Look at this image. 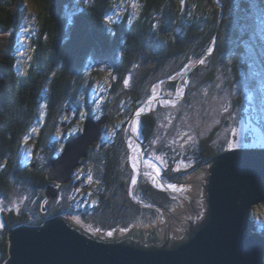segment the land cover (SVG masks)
<instances>
[{"label": "trees", "instance_id": "trees-1", "mask_svg": "<svg viewBox=\"0 0 264 264\" xmlns=\"http://www.w3.org/2000/svg\"><path fill=\"white\" fill-rule=\"evenodd\" d=\"M23 2L0 0V224L3 225L0 264L8 261L10 233L19 227H39L57 217L79 214L88 227L113 231L119 237L148 216L153 219L161 217L158 214L164 215L163 210L140 206L132 198V192L142 204L159 205L174 212L180 206L179 194L160 190L158 182L156 186L143 176L136 185L132 182L134 172L127 158L130 120L158 84L161 83L164 95L173 98L184 85L185 71L194 67L214 43L215 52L189 76L187 95L180 102L183 116L203 106L201 100L205 96L226 98L238 90L243 92L247 83L256 90L259 76L254 78L252 67L258 61L264 65V38L258 35L264 25V0H138L140 12L136 16L130 12L121 14L123 19L112 25L103 19L115 9L117 0H93L81 9L74 0H33L37 13L42 14L41 37L35 42L29 74L19 78L12 69L9 42L14 39L16 44L20 35ZM255 36H259L256 43ZM251 47H258V61L250 54ZM103 73L107 77L105 83L110 84L107 90L110 100L103 105L100 115L108 116V120L102 127L104 137L81 160L79 169L85 165L91 167L84 175L88 184L81 183L78 188L62 185L59 195L50 200L46 190L50 185L57 186L49 179L50 160L57 145L44 150V144L55 134L61 114L71 109L70 103L79 109V121H71L69 129L81 132L85 121L80 116L85 111L79 106L78 98L89 99L93 77ZM125 80L131 81L130 87L125 85ZM44 92L49 100V118L35 151L43 149L45 159L38 160L35 153L34 163L26 165L22 142L35 124ZM242 102L239 94L233 108L240 109ZM85 110L86 115H93L91 107ZM243 119L247 127L238 132L239 146L233 149L216 145L222 126L186 150L180 144L179 148L156 146L158 119L154 114L142 118L141 130L145 144L150 146V156L155 157L148 155L149 159L163 168V182L182 185L190 174L218 155L249 148L264 149L263 125L255 123L249 115ZM110 125L113 130L108 136ZM180 160L185 164H180ZM89 175L91 181L95 177L97 181L89 184ZM28 187L32 192L25 205L12 206L17 195L21 197ZM80 191L88 195L81 198L84 205L76 204L77 199L74 201L81 195ZM61 193L68 196L63 195L62 200ZM262 206L264 202L258 208ZM254 219L257 224L250 233L264 234V223H259L258 217Z\"/></svg>", "mask_w": 264, "mask_h": 264}, {"label": "water", "instance_id": "water-1", "mask_svg": "<svg viewBox=\"0 0 264 264\" xmlns=\"http://www.w3.org/2000/svg\"><path fill=\"white\" fill-rule=\"evenodd\" d=\"M215 49L216 43L201 60ZM199 65L188 71L184 95L177 100L186 96L189 76ZM147 109L144 113L151 111ZM136 118L141 114L136 113ZM107 120L105 117L95 122L89 118L84 133L67 143L61 158L52 160L49 179L57 186H48L50 200L58 196L59 186L69 183L89 147L101 139ZM140 174L150 179L145 172ZM158 177L159 185H154L160 190L183 197L180 208L173 213L159 205L142 204L136 197L134 201L142 207L163 210L169 217L164 222L134 227L127 235L112 240L88 234L64 216L39 227H19L10 233V257L5 264H264V234L250 233L257 224L253 208L264 202V149L216 156L192 173L187 197L168 188Z\"/></svg>", "mask_w": 264, "mask_h": 264}, {"label": "rangeland", "instance_id": "rangeland-1", "mask_svg": "<svg viewBox=\"0 0 264 264\" xmlns=\"http://www.w3.org/2000/svg\"><path fill=\"white\" fill-rule=\"evenodd\" d=\"M92 2L93 0H74V3L77 4L78 7L80 6L78 9H81V8H84L85 6L90 5ZM22 11H23V14L20 17L21 20H20V25H19V30H18L20 31V35H18V38H16V44H14L15 42L14 39L9 42L11 43V46L9 48L10 50L11 49L13 50V52L11 50V53H12L11 55L13 57L12 69L14 70L15 74L18 75L19 78L26 77L29 74L31 67L33 66L34 53H35L34 46L36 47L35 42H37L40 39L41 37L40 34L42 31L41 26H40L42 14L37 13L38 10L33 0H24L23 5H22ZM129 12L132 16H136V14L140 12V5H139L138 0H117L115 9H113L109 14L107 13L108 15H105L103 20L108 22L111 25L115 22L117 24L118 21L123 19L121 14H128ZM16 20L17 19L15 18V22H17ZM260 29H259L258 35L264 38V25ZM259 36L258 37L255 36L254 38L255 43L256 41H258L257 38H259ZM263 40H261V43ZM257 48L258 47L256 48L251 47L250 54H254L253 56L257 58V61H258L259 57L257 55L258 54ZM256 65H258V67ZM189 70L190 69L186 70L184 73L185 79H186V75L188 74ZM252 70H254L253 72H255L253 74V76L255 75L254 78L259 76L258 79L256 80L257 81L256 90L251 88L250 84L247 83L244 89H242L243 92L240 93L238 90L237 93L236 92L232 93L226 98L212 97L211 99H209L205 96L201 100L203 102V106H200L198 109H196L194 113L189 114V115H184V116L180 112L182 110L180 107V102L185 97L181 99L180 101L177 100L176 107L173 108L170 104L162 103V101L164 100L163 97H166V98H169V97L164 95L165 91L163 90L161 83L158 84V86H155L153 88L152 96L149 97V99L136 112L138 114H141V118L134 119V116H135L134 115L132 118V120L134 119L133 123H132V120H130V123H129L130 138L128 139V149L130 153L127 158L133 169L135 180L139 176L145 177V175L140 174L142 172H145L146 176H149L150 178L149 180L153 181L154 184H156L155 182H158L157 178H159L156 174L157 169H159V176L163 180V174H164L163 168L160 167L159 164H157L158 163L157 161L155 160H154L155 162L153 161L155 157L150 156L151 154L150 146L145 144V139H144V136L141 130L142 118L147 115L154 114L155 116H157V119H158L156 129H155L156 146L158 145L161 146L162 144L163 145L165 144L172 148H179L178 147L179 144L181 145L182 143H184L185 140H187L188 136H191L193 139L192 141H189L188 144H185L183 148L184 150L189 149V147L193 148L196 142L199 140V138L208 136L210 133H212V131L215 128L220 127V126H222V132H224L223 131L224 128L226 129V132H224L223 134L221 132L218 135L219 141L218 143H216V145H220L221 148L223 149V148H227L229 143H233V144L239 143L240 137L238 135V132L243 130V127L245 128L247 127L243 119L244 116H247V115H249L251 119L256 121L255 123H260V125H263L264 127V106H263L264 105V65L260 63L259 61L255 62V65L252 67ZM89 73L91 75L92 71L90 70ZM106 78H105L104 73L96 76L95 78L93 77L94 81L92 82L91 94H90L89 99H87L84 96L83 98H78V104L79 106H81V109L83 108V111L87 112L85 108L87 109V107H91L92 113H93V115L92 114L86 115L85 112H82L84 116L86 115V117L80 116V119L83 118L85 121L82 130L80 128L81 132L78 131V129L76 128L69 129L70 128L69 125L71 121L76 122V123L79 121L77 119L79 109L73 103H70L69 107L71 109L68 108L69 111H67L66 114L65 112L61 114V117H59L60 120L55 129L56 135L55 134L51 135L52 136L51 140H49V143H47L48 146L43 143L44 150H47V149L50 150L51 148L54 147V145H57L56 146L57 151H55V154L52 157V159L61 158L63 156V151L67 143L70 142L71 139L75 137L78 138L80 135L84 133L85 126L89 118H92V120H94L95 122H99L100 120L106 117L104 115L103 116L100 115V111H102L103 105L108 100H110L109 93L107 91L109 90L108 86L110 84L105 83ZM128 81L129 82L127 86L130 87L131 81L130 80ZM183 86L181 88L185 90ZM239 94L242 96L243 102L238 107L240 109H236L233 107H234L237 97H239ZM175 96L170 99H174ZM40 99L41 100H39V109H38V114L36 117L35 124L32 125V129L29 130V133H27L24 136L23 142H22L21 150L24 155V160L26 162V165H31L34 163L33 159L35 158L36 154H38L37 155V158L39 157L38 160L41 161L45 159V157H43V154H42V152L44 151L43 149H40V151H35L36 147L38 146V140L42 134V130L44 129L45 125L48 124V118H49V100L47 98L46 92L43 93L42 98ZM152 99H154L155 101L152 104L151 103L149 104V102ZM97 105H99V109L97 108ZM146 107L148 108L147 110H151V111L149 113H146L145 111L146 113L145 114L143 110ZM106 118H108V116ZM136 121H138L139 123V126H138L139 130L137 131L136 129L134 130L133 128L135 127ZM251 127L256 128L253 124L251 125ZM248 128H250V126ZM112 130H113V126L110 125L109 128L107 129L108 136L111 135ZM104 133L105 131H102L101 138L104 137ZM139 139L143 142L142 145L139 144ZM100 141L101 139L98 142ZM173 141H175V143H173ZM103 144H104V139H103ZM94 145L95 143H93L90 147ZM135 145L136 146L138 145V153L136 154V156L132 155V149H131L132 146H135ZM142 146H144L145 154L140 153V149L142 148ZM148 155L150 156V158H153V159H149ZM135 158H137L136 160L140 161V165H141L140 170H139V167L136 165V163H134ZM52 159L50 160L49 172H50V169L52 168ZM81 165L82 164L80 163V166H78L74 171H72L71 177H69L70 181L66 185H72V188L73 187L78 188V186L81 183L85 184L86 182V184H88V181L85 179L86 176L84 175L87 174V172L91 170V167L89 165H85L83 166V168L79 169ZM191 175L192 174H190L187 180L184 182L185 184H182V185L174 184L176 185L175 189L178 190L180 193H182V195L186 197L189 193V188L191 184ZM95 178H93L92 181L90 180L91 182H89V184H92L94 181H97V179ZM168 185L170 184H167V186ZM61 186L58 187L59 192H60ZM31 192L32 191L28 187L26 191L24 190L21 197L20 195H17V200L12 204V206L16 208V207H20V205H25V202H27L31 197ZM59 192H58V195H59ZM82 193L81 195L76 196V198H74V201L77 199L76 204L82 203L81 198L83 199L87 198L86 197L88 196L87 192L84 191ZM65 194L67 195V193H61L62 200H63V195ZM28 195L29 197L27 199ZM135 197L137 198V196L132 192V198L134 199ZM178 202L181 206L182 203L184 202V199L182 196L178 200ZM151 205H154V204H151ZM180 206L178 205L177 208H175L173 213H175L180 208ZM255 208H257V211H254V216L258 217L259 223L263 224L264 223V207L262 206L258 208L257 206ZM152 209H158V208H152ZM158 215L161 217H158V218L153 217V219H150L151 217L148 216L149 219L148 217L144 218L138 223V226L136 227H152V226H155V225H158L164 222L166 219L169 218L166 213H164V215L162 214H158ZM67 218L69 221L74 223L77 227L81 228L88 234H91L99 239L102 238L105 240H112V239L120 238V237L127 235L132 230L131 229L126 233H122V235L119 237H116L112 234V236L108 238L106 237L108 236L107 235L108 232H102V230L97 231V228L93 229L90 226L88 227L84 221V218L79 214L69 216ZM135 225L136 224H134V226ZM112 233L114 232L112 231ZM103 235H106V236H103Z\"/></svg>", "mask_w": 264, "mask_h": 264}, {"label": "snow or ice", "instance_id": "snow-or-ice-1", "mask_svg": "<svg viewBox=\"0 0 264 264\" xmlns=\"http://www.w3.org/2000/svg\"><path fill=\"white\" fill-rule=\"evenodd\" d=\"M208 51L211 52L212 50H211V49H208ZM197 62H198L199 64H201V65L204 64V60H199V61H197ZM124 83H125V85H127V84H128V80H125ZM204 91H205V94H207V90L205 89ZM169 95H171V92H169ZM183 95H184V90L181 88V89H179V90L176 92V96H175L174 99H164V100L162 101V103H163V104H170L173 108H175V107H176V101H177V99H179V98L182 97ZM97 108L99 109V105H97ZM225 110H226V109H225ZM81 116H83V113H81ZM166 119H167V117H166ZM169 122H171V121H169ZM134 130H135V129H134ZM192 139H193V138H192L191 136H188V137H187V140H185L184 143H182V144L180 145V147L183 149L184 146H185V144H188L189 141H192ZM173 143H175V141H173ZM238 146H239L238 144H233V143H229V144H228L229 149H233V148L238 147ZM187 159H188V162L190 163V162H191V157H188ZM179 163H180V164H185V161H184V160H180ZM185 166H187V165H185ZM156 174H157V176H159V169H157ZM89 180H91V175H89ZM132 182H133V184H135V183H136L135 179H133ZM168 187L175 189V188H176V185H174V184H170V185H168ZM95 203H96V202L93 201V204H95ZM197 218H199V215H197ZM0 227H3V225L0 224ZM97 231H99V229H97ZM112 234H113V233H112L111 231H109V232L107 233V235H108L109 237H111Z\"/></svg>", "mask_w": 264, "mask_h": 264}, {"label": "bare ground", "instance_id": "bare-ground-1", "mask_svg": "<svg viewBox=\"0 0 264 264\" xmlns=\"http://www.w3.org/2000/svg\"><path fill=\"white\" fill-rule=\"evenodd\" d=\"M138 126H139V123H138V121H136L135 122V127H133L134 129H136V131L137 130H139L138 129ZM132 155H134V156H136V154L138 153V145L136 146H132ZM88 153V152H87ZM137 158H135V162L134 163H136V165L139 167V170H140V167H141V165H140V161H138V160H136Z\"/></svg>", "mask_w": 264, "mask_h": 264}]
</instances>
